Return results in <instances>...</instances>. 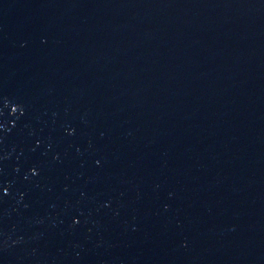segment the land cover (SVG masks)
I'll return each instance as SVG.
<instances>
[{
	"label": "water",
	"instance_id": "1",
	"mask_svg": "<svg viewBox=\"0 0 264 264\" xmlns=\"http://www.w3.org/2000/svg\"><path fill=\"white\" fill-rule=\"evenodd\" d=\"M0 264H264V0H0Z\"/></svg>",
	"mask_w": 264,
	"mask_h": 264
}]
</instances>
